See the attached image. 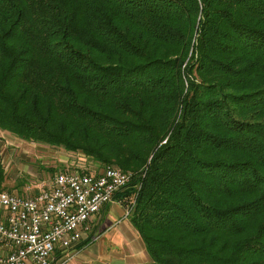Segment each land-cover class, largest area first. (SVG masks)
<instances>
[{"label":"trees","instance_id":"1","mask_svg":"<svg viewBox=\"0 0 264 264\" xmlns=\"http://www.w3.org/2000/svg\"><path fill=\"white\" fill-rule=\"evenodd\" d=\"M0 129L132 172L153 263L264 264V0H0Z\"/></svg>","mask_w":264,"mask_h":264},{"label":"built area","instance_id":"2","mask_svg":"<svg viewBox=\"0 0 264 264\" xmlns=\"http://www.w3.org/2000/svg\"><path fill=\"white\" fill-rule=\"evenodd\" d=\"M133 173L116 167L101 171H65L53 184L26 196L0 192V264H65L87 223L116 194L126 189ZM135 200L126 208L130 216ZM60 250L63 255L55 258Z\"/></svg>","mask_w":264,"mask_h":264},{"label":"rangeland","instance_id":"3","mask_svg":"<svg viewBox=\"0 0 264 264\" xmlns=\"http://www.w3.org/2000/svg\"><path fill=\"white\" fill-rule=\"evenodd\" d=\"M0 163L6 175L0 192L20 196L38 193L44 187L52 185L55 175L60 172H95L106 168L99 170V166L93 160L81 153L76 154L64 148L26 141L2 129H0ZM3 216L4 212L1 213L0 208V219ZM82 239L83 235L70 250H75Z\"/></svg>","mask_w":264,"mask_h":264},{"label":"crops","instance_id":"4","mask_svg":"<svg viewBox=\"0 0 264 264\" xmlns=\"http://www.w3.org/2000/svg\"><path fill=\"white\" fill-rule=\"evenodd\" d=\"M1 213L4 209L0 206ZM123 199L115 197L87 223L82 242L65 264H156L148 253L145 241L126 215ZM7 250L0 247V254ZM63 253L58 250L55 258Z\"/></svg>","mask_w":264,"mask_h":264}]
</instances>
